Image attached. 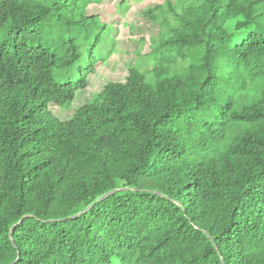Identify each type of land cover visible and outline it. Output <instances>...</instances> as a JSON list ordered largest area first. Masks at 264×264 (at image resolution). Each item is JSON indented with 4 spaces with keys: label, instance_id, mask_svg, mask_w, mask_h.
Listing matches in <instances>:
<instances>
[{
    "label": "trees",
    "instance_id": "obj_1",
    "mask_svg": "<svg viewBox=\"0 0 264 264\" xmlns=\"http://www.w3.org/2000/svg\"><path fill=\"white\" fill-rule=\"evenodd\" d=\"M113 1L0 0V264H264V0H165L146 60L58 120Z\"/></svg>",
    "mask_w": 264,
    "mask_h": 264
},
{
    "label": "rangeland",
    "instance_id": "obj_2",
    "mask_svg": "<svg viewBox=\"0 0 264 264\" xmlns=\"http://www.w3.org/2000/svg\"><path fill=\"white\" fill-rule=\"evenodd\" d=\"M170 1L172 5L179 3V0ZM164 2L165 0H114L88 12L89 15H97L108 27L94 56L97 70L89 77L87 89L77 93L66 110L52 109L58 120L70 119L77 109L91 102L93 94L104 82H123L128 68L138 66V62L146 60V55L151 51L150 40L157 39L159 31L157 23L150 22L147 13L158 5H164ZM88 64V55L81 50L76 66L60 77L59 73L55 76L61 81L75 79L78 70ZM141 64L140 69L144 70L145 66Z\"/></svg>",
    "mask_w": 264,
    "mask_h": 264
},
{
    "label": "water",
    "instance_id": "obj_3",
    "mask_svg": "<svg viewBox=\"0 0 264 264\" xmlns=\"http://www.w3.org/2000/svg\"><path fill=\"white\" fill-rule=\"evenodd\" d=\"M128 190H131V191H133V192H136V191H137L136 189H129V188L115 189V190H112V191L106 193L105 195H103L100 199H98L97 202H102V201L106 200L107 198H109L111 195H114V194H116V193H118V192H125V191H128ZM92 207H93V205H91V206H89L88 208L84 209L82 212H80V213H78V214H76V215H74V216H72V217L67 218L66 220L76 219V218L80 217L81 215L87 213ZM24 218H25V217H23L22 220H23ZM22 220H21V221H22ZM61 221H63V220H61ZM16 225H17V224H16ZM16 225H15V226H16ZM9 239H10L12 245L14 246V243H13V240H12V237H11V234H10V236H9ZM211 242H212V240H211ZM212 243H213V242H212ZM214 248H215V245H214ZM15 262H16V261H15ZM15 262H13L12 264H14ZM221 264H223V261H222V260H221Z\"/></svg>",
    "mask_w": 264,
    "mask_h": 264
}]
</instances>
